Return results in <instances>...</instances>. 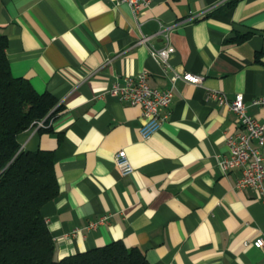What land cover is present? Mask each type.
I'll return each mask as SVG.
<instances>
[{"label": "crops", "instance_id": "1", "mask_svg": "<svg viewBox=\"0 0 264 264\" xmlns=\"http://www.w3.org/2000/svg\"><path fill=\"white\" fill-rule=\"evenodd\" d=\"M0 31L11 73L60 107L50 131L32 126L17 137L21 148L54 154L58 193L41 213L56 258L119 239L150 264H264L253 244L264 241V198L235 187L238 169L219 168L238 124L209 94L243 93L264 122V103H252L264 99V0H149L136 13L116 0H0ZM166 44L168 65L151 54ZM176 69L202 79L173 80ZM142 70L153 87L174 82L146 139L140 107L109 92ZM119 149L130 173L114 163Z\"/></svg>", "mask_w": 264, "mask_h": 264}, {"label": "trees", "instance_id": "2", "mask_svg": "<svg viewBox=\"0 0 264 264\" xmlns=\"http://www.w3.org/2000/svg\"><path fill=\"white\" fill-rule=\"evenodd\" d=\"M6 47L0 31V264H150L141 249L119 239L55 257L41 213V206L58 193L54 154L21 148L17 137L36 120L47 123L60 107L52 94L36 91L27 78L11 73Z\"/></svg>", "mask_w": 264, "mask_h": 264}, {"label": "built area", "instance_id": "3", "mask_svg": "<svg viewBox=\"0 0 264 264\" xmlns=\"http://www.w3.org/2000/svg\"><path fill=\"white\" fill-rule=\"evenodd\" d=\"M117 2H126L130 5L133 12L136 13L142 5L149 0H116ZM148 35H143L139 41H145ZM174 47L166 44L160 48H151V54L156 56L165 65H168L167 58ZM149 74L142 70L135 75L127 76L123 84L115 81L109 92L116 95L118 99L135 104L140 107L142 122L139 126V134L146 139L153 135L159 128L163 119L160 113L162 107L170 104L174 82L164 88L153 87L148 83ZM182 78L193 83L201 81L202 76L188 71L174 70L173 80ZM219 104L226 105L236 115L238 129L226 136L227 152L218 159V165L222 172L232 169H238L240 175L235 181V187L241 189L251 187L257 189L264 198V164H263V146H264V122L248 113L244 95L241 92L228 97L220 91H210ZM252 103H264V99L257 97L252 99ZM34 127L46 126L44 119L33 122ZM114 163L123 174L130 173L133 166L124 149H119L114 155ZM109 215L103 214L98 219L89 221L86 227H95L98 223L106 221ZM79 228L73 230L77 232ZM247 243V241L245 242ZM253 244L264 248V241L257 238Z\"/></svg>", "mask_w": 264, "mask_h": 264}]
</instances>
